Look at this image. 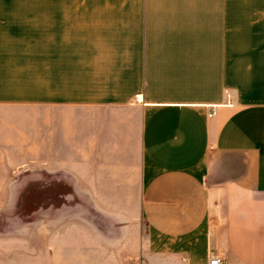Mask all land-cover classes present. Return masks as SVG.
<instances>
[{
  "label": "crops",
  "instance_id": "1",
  "mask_svg": "<svg viewBox=\"0 0 264 264\" xmlns=\"http://www.w3.org/2000/svg\"><path fill=\"white\" fill-rule=\"evenodd\" d=\"M40 16L0 72V148L26 158L0 195L41 192L40 247L12 264H264V0ZM5 236L0 256L29 243Z\"/></svg>",
  "mask_w": 264,
  "mask_h": 264
},
{
  "label": "rangeland",
  "instance_id": "2",
  "mask_svg": "<svg viewBox=\"0 0 264 264\" xmlns=\"http://www.w3.org/2000/svg\"><path fill=\"white\" fill-rule=\"evenodd\" d=\"M250 0H243V5H249ZM43 0H0V72L5 71L17 57H24L26 40L39 35L40 23L32 21L41 17ZM2 137H5L3 135ZM19 146H22L19 144ZM5 149V150H4ZM0 166L10 169L25 168L26 161L23 150L15 149L10 153L3 145L0 148ZM32 167L40 168V164L31 163ZM30 165V167H31ZM26 173L12 175L17 182L25 181ZM15 181V180H14ZM0 195V229L6 235L3 242L11 246L18 243L15 237H27L28 245L20 249L21 254H4L0 256L1 263L12 264L27 257V250L38 248L41 244V192L10 190ZM66 213L70 210L67 211ZM21 246V245H20ZM27 246H29L27 248ZM19 260V261H18Z\"/></svg>",
  "mask_w": 264,
  "mask_h": 264
},
{
  "label": "built area",
  "instance_id": "3",
  "mask_svg": "<svg viewBox=\"0 0 264 264\" xmlns=\"http://www.w3.org/2000/svg\"><path fill=\"white\" fill-rule=\"evenodd\" d=\"M182 264L187 263L184 262ZM207 264H226V262L218 256H211Z\"/></svg>",
  "mask_w": 264,
  "mask_h": 264
}]
</instances>
